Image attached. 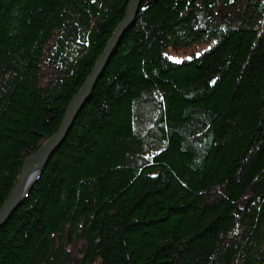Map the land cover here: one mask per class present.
<instances>
[{
  "label": "trees",
  "instance_id": "16d2710c",
  "mask_svg": "<svg viewBox=\"0 0 264 264\" xmlns=\"http://www.w3.org/2000/svg\"><path fill=\"white\" fill-rule=\"evenodd\" d=\"M128 2L0 0V209ZM0 264H264V0H143Z\"/></svg>",
  "mask_w": 264,
  "mask_h": 264
},
{
  "label": "water",
  "instance_id": "95a60500",
  "mask_svg": "<svg viewBox=\"0 0 264 264\" xmlns=\"http://www.w3.org/2000/svg\"><path fill=\"white\" fill-rule=\"evenodd\" d=\"M142 1L129 0L124 18L114 30L82 87L69 102L58 130L34 154L23 161L16 183L0 209V229L27 199L33 187L39 181L50 158L63 144L77 115L86 102L89 101L97 81L100 79L110 57L114 54L121 38L134 25Z\"/></svg>",
  "mask_w": 264,
  "mask_h": 264
},
{
  "label": "rangeland",
  "instance_id": "374dc122",
  "mask_svg": "<svg viewBox=\"0 0 264 264\" xmlns=\"http://www.w3.org/2000/svg\"><path fill=\"white\" fill-rule=\"evenodd\" d=\"M214 40H211L208 44L205 45H194L189 48L173 50L167 48L164 50V55L172 62L181 63L184 61H189L194 57H197L213 47Z\"/></svg>",
  "mask_w": 264,
  "mask_h": 264
},
{
  "label": "bare ground",
  "instance_id": "6f19581e",
  "mask_svg": "<svg viewBox=\"0 0 264 264\" xmlns=\"http://www.w3.org/2000/svg\"><path fill=\"white\" fill-rule=\"evenodd\" d=\"M106 68V67H105ZM105 70V69H104ZM104 72V71H103Z\"/></svg>",
  "mask_w": 264,
  "mask_h": 264
}]
</instances>
